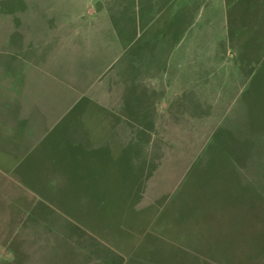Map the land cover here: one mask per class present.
Segmentation results:
<instances>
[{
  "label": "rangeland",
  "instance_id": "rangeland-1",
  "mask_svg": "<svg viewBox=\"0 0 264 264\" xmlns=\"http://www.w3.org/2000/svg\"><path fill=\"white\" fill-rule=\"evenodd\" d=\"M35 2L0 0V264H217L199 252L202 237L211 242L216 230L202 233L216 218L232 220L234 197L230 185L224 181V187L215 172L194 170L188 175L186 169L204 152H219L221 143L237 149L255 139L264 146V0L216 1L217 37L226 36L235 45L233 35L241 36L252 54L246 55L245 64L238 56L229 57L209 76L204 66L179 54L174 72L159 82L160 89H153L152 108L145 107L153 111L152 128L151 115L120 96L131 87L129 76L115 75L117 67L104 61L98 64L103 58L96 49L86 51L87 57L77 64L58 44L64 34H56L57 43L50 50L38 49L37 43L45 40L35 33V9L79 10L80 2ZM56 18L52 20L58 22ZM232 47L230 54L237 49ZM122 106H130L128 123L119 117ZM30 124L34 128L28 132ZM243 154L257 164L253 169L242 167L246 172L235 176L229 173V182L239 180L248 188L255 175L264 192V148L250 157L245 148ZM143 168L148 171L141 179L135 169ZM49 176L52 185L46 182ZM200 176L211 178L208 189L200 185ZM184 177L186 188L172 198L168 211L192 198L205 208L203 200L209 194V216L214 219L198 218L186 233L176 228L175 213L161 216L160 220L168 218L172 233L163 236L168 243L153 252L145 245L130 248L142 236L138 230L156 220L155 208L163 197ZM248 201L240 205L242 210L248 211ZM257 219H264V202ZM160 220L153 221L154 227L161 226ZM257 223L263 226L264 221L253 224ZM240 235L253 252L264 251V229L262 237L241 230ZM233 238L224 239L230 242L231 258H236L242 248L235 247ZM213 255L227 257V251Z\"/></svg>",
  "mask_w": 264,
  "mask_h": 264
},
{
  "label": "crops",
  "instance_id": "crops-1",
  "mask_svg": "<svg viewBox=\"0 0 264 264\" xmlns=\"http://www.w3.org/2000/svg\"><path fill=\"white\" fill-rule=\"evenodd\" d=\"M75 1L80 2L79 10L54 12L47 8L35 9V33L45 40L37 43L38 49L45 46L50 50L57 43L56 34H64L58 44L65 48L64 55L73 64L79 63L80 58H86V51L96 49L99 57L103 58L98 64L102 65L104 61V65L117 67L115 75L125 73L124 77L129 76L131 87L123 90L120 96L125 97L127 102H133V106L142 113L147 111L145 107L152 108L153 89H160L159 82L174 72V60L179 54L190 57L188 60L196 66H204L207 76L214 72L218 64L224 63V60L227 62L229 57L238 56L240 64H245L246 55L249 57L252 54V47L244 46L241 36L233 35L235 45L228 42L224 34V37H217V0ZM53 18L60 19L57 22ZM47 35L49 37L45 39ZM232 46L237 49L230 54ZM164 91L163 88V95ZM150 110L147 111L149 116L153 113ZM129 112L130 106L118 109L119 117L127 123L131 121ZM152 118L153 115L150 116L149 128L153 127ZM123 121L121 123L127 128V123ZM135 171L137 176H144Z\"/></svg>",
  "mask_w": 264,
  "mask_h": 264
},
{
  "label": "trees",
  "instance_id": "trees-1",
  "mask_svg": "<svg viewBox=\"0 0 264 264\" xmlns=\"http://www.w3.org/2000/svg\"><path fill=\"white\" fill-rule=\"evenodd\" d=\"M25 85H27V83H25ZM32 85V84H31ZM33 86V85H32ZM34 87V86H33ZM22 98L18 99L21 100ZM23 101V99H22ZM25 101V100H24ZM23 101V102H24ZM31 128L33 129L34 126L32 124H30L28 126V132H30ZM51 132V130L49 129V133ZM48 134V132L46 133ZM152 136V134H151ZM147 140H150V136L147 138ZM146 142V140H144ZM209 144H211V142H209ZM244 145V144H243ZM240 146L237 147V149H235L234 147L232 149H230V145L226 144V143H221V150L217 153H215L213 156H211L208 152H204V154H201L198 159H196L195 161L192 162V164L190 165V167H188L186 169V173L189 175L190 172H194V170H200L201 174L204 173H209V172H215L217 176V178L220 180V182L222 183V185L225 187L228 184L230 185V189H231V197L233 196L234 199L232 198V220L230 218H226L225 221L224 220H220L219 218H216V223L215 225H210L209 228L207 229V232L202 233V235H208V230H210V232H212V228L214 227L216 230V233L213 234L211 237H214L213 239H211L212 241L210 242L209 239H206L204 237H202L201 241H200V246L203 248L202 251L199 252H203L204 257L209 258V259H215V263L217 264H264V251H258V252H253L251 249V244L250 247L247 245L248 242H244L241 239V235H240V230L241 231H246V232H250V233H260L261 237L263 234V229H264V223L263 226H260L261 224L255 225L253 224L254 221H264L261 219H257V217H259V211L261 208V205L264 202V192L260 189V186H258V181H255V179L257 178L255 175H251L250 178L253 179L248 181V184H246L249 187H253L254 191L251 190L250 193L247 192V189L245 186L241 185L239 180H235L234 182L230 183L229 182V173H232L233 176H235L236 173L240 172H246L244 169H253L252 167L256 166L257 161H253L251 159L248 158H244V151L245 148L248 151V156L250 157L251 155H253L255 152H259L262 153V150L264 148H262L261 143H258L257 140L255 139H248V142L246 143L245 147ZM147 150V147H146ZM66 152V149L64 150ZM230 151V152H229ZM220 153L224 154L225 157L222 155H220ZM218 155V157H217ZM204 156H207L205 162H202V160H204ZM57 162V159L54 161V163ZM139 163V162H138ZM237 164V168L235 167ZM199 164V167H197ZM139 165V164H137ZM227 167H231L228 168ZM243 167V168H242ZM138 170V169H137ZM148 171V169L143 168V170H141V173L145 174ZM54 172V171H53ZM140 172V171H139ZM52 174V173H51ZM60 177H61V173L59 172ZM200 174V175H201ZM187 175V176H188ZM53 176V175H52ZM186 176V177H187ZM64 178V176H63ZM62 178V179H63ZM202 178H203V182L204 184H202ZM53 179V177L49 176V179L46 181L49 185L53 184V181H51ZM61 179V180H62ZM140 179V178H139ZM142 179V176H141ZM200 185L203 188L208 189L211 185V178H205V177H201L200 176ZM224 181H226L228 184H224ZM198 182V181H197ZM253 185V186H251ZM255 186V187H254ZM242 187V188H240ZM51 188H53L51 186ZM186 188V183H185V177L183 179V181L181 180V182L178 184V186L175 189V193L171 192L170 195L168 193V196H164L163 197V203L161 202V199L157 200L158 203H160V206L156 209V220L154 219V222H157L158 220H160L161 216H169L170 214H174L175 213V217L177 218V229L181 230L182 232H186L189 233L194 226V223H196V220L198 218L201 219H209L212 220L214 218H211L209 216V211H210V198H212L209 194L205 196V200H203V204L204 206H206L205 208H201L202 205L199 206L198 203H195L194 200H190V201H183L179 202V205H177V202H175L174 204L179 206L178 208L173 209L171 208L168 211V207L170 205V203L172 202V198L177 197L178 195H180L182 193V190ZM221 188L219 187L218 189H216V197H215V201L219 198L220 194H221ZM172 191V190H171ZM208 191V190H207ZM140 196L144 195V192L142 193V191H138L137 194H140ZM210 193V192H209ZM249 193V194H248ZM169 198V201H168ZM249 200V206H248V211L242 210L241 209V204H245V201ZM156 202V203H157ZM155 204V203H154ZM139 208V207H138ZM263 210V209H262ZM168 211V214H166V212ZM163 212V214H161ZM171 212V213H170ZM245 218V220H247V223L245 226H247L245 228L244 225H242L241 223V219ZM168 219V218H167ZM162 219L160 220L161 222H159V224L161 225L160 227H154L157 224H152L153 221H149L146 223L145 227H143L141 230H138V232L140 234H142V236H138V241L136 242L135 246L133 247V243L131 244L130 248H136V247H141L143 245H145L147 248H145L147 251L148 249H150L153 252V249L156 248H160L163 247L164 243H168L166 238H164L163 236H167L168 234H172L170 231H168V220ZM171 220V219H169ZM244 220V221H245ZM252 220V221H251ZM158 223V222H157ZM176 224V221L173 222V225ZM244 226V227H243ZM156 228H158L156 230ZM173 228V227H172ZM134 229H132V225H131V230L128 231L127 233L130 235L134 234ZM190 230V231H189ZM239 232V240L236 239L237 235L236 233ZM191 233V232H190ZM158 234L162 235V237H160ZM144 235V236H143ZM153 235H157L158 239L154 238ZM235 236V238H233V243L235 245V247H238V249L240 250V253L242 255H239L236 258H231V254L232 251L231 247H230V242L229 240H225V237H230L232 239V237ZM131 237V236H130ZM151 237V238H150ZM168 237V236H167ZM260 237V239H261ZM141 238H143V240H141ZM216 240V241H214ZM259 240V238L255 239L254 242L256 243ZM253 242V241H252ZM249 244V243H248ZM191 249H195L196 247L190 246ZM246 248V249H245ZM223 250L227 251V257L222 255L220 256H214V253H218V252H222ZM198 252V253H199ZM200 256H203L200 254Z\"/></svg>",
  "mask_w": 264,
  "mask_h": 264
}]
</instances>
